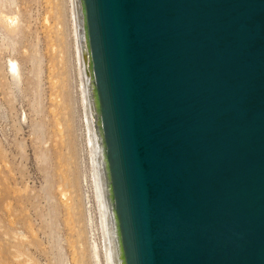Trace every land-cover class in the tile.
Segmentation results:
<instances>
[{
	"label": "water",
	"instance_id": "water-1",
	"mask_svg": "<svg viewBox=\"0 0 264 264\" xmlns=\"http://www.w3.org/2000/svg\"><path fill=\"white\" fill-rule=\"evenodd\" d=\"M108 264H264V0H74Z\"/></svg>",
	"mask_w": 264,
	"mask_h": 264
},
{
	"label": "rangeland",
	"instance_id": "rangeland-1",
	"mask_svg": "<svg viewBox=\"0 0 264 264\" xmlns=\"http://www.w3.org/2000/svg\"><path fill=\"white\" fill-rule=\"evenodd\" d=\"M80 74L74 0H0V264H108Z\"/></svg>",
	"mask_w": 264,
	"mask_h": 264
},
{
	"label": "bare ground",
	"instance_id": "bare-ground-1",
	"mask_svg": "<svg viewBox=\"0 0 264 264\" xmlns=\"http://www.w3.org/2000/svg\"><path fill=\"white\" fill-rule=\"evenodd\" d=\"M11 67H12V69H14V68H15V64H12ZM80 75H81V74H80ZM96 188H97V187H96ZM97 195H98V194H97ZM107 262H108V261H107Z\"/></svg>",
	"mask_w": 264,
	"mask_h": 264
}]
</instances>
